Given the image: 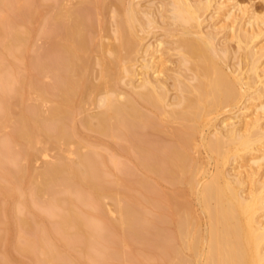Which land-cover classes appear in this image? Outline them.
<instances>
[{
	"label": "bare ground",
	"instance_id": "1",
	"mask_svg": "<svg viewBox=\"0 0 264 264\" xmlns=\"http://www.w3.org/2000/svg\"><path fill=\"white\" fill-rule=\"evenodd\" d=\"M141 3L0 0V248L15 233L40 264L123 247L132 264H264V10ZM253 95L252 118L215 123Z\"/></svg>",
	"mask_w": 264,
	"mask_h": 264
},
{
	"label": "rangeland",
	"instance_id": "2",
	"mask_svg": "<svg viewBox=\"0 0 264 264\" xmlns=\"http://www.w3.org/2000/svg\"><path fill=\"white\" fill-rule=\"evenodd\" d=\"M136 1H140V3H141V5L143 6V5H146L147 3H149L150 2V4H152L153 6L155 5V3L156 2H160V0H136ZM156 1V2H155ZM162 1V0H161ZM163 1H166L167 2V0H163ZM243 8H248V6H250L251 4H252V9L255 11V13L256 14H261L262 12H263V10H264V3L262 2V0H236ZM145 3V4H144ZM165 3V2H164ZM228 3V2H227ZM229 4V3H228ZM207 14V17H209V10L206 12V13H204V15H203V17H205L204 18V22L205 21H207V22H205V23H203L202 25H209L210 23H213V24H215V27H217V28H219L220 30H219V34H220V36L223 34V35H225V33H226V35L229 33L227 30H228V27H229V25L231 24L230 23V20H226V21H223V16H222V14L221 15H219L220 17H218V19H213V20H211V22L210 21H208L207 20V18H206V15ZM239 17H242L243 16V14L242 13H240L239 15H238ZM206 19V20H205ZM210 22V23H209ZM207 23V24H206ZM209 23V24H208ZM203 27L204 29H206L207 27ZM153 30H155V29H153ZM156 30H157V33H160L161 31H159V29L158 28H156ZM155 30V31H156ZM218 34V35H219ZM36 40L34 41V44H35V48L36 47H38V46H40L41 47V45L40 44H42V40H41V38L40 39H38V37H36L35 38ZM228 40V39H227ZM232 41V40H231ZM231 43H233V41L231 42ZM230 43V47H231V50L235 47L234 45L235 44H231ZM253 45L255 46V48L256 49H262V47L264 46V34L263 35H259L258 37H256L255 39H254V41H253ZM233 47V48H232ZM262 51H264V49L262 50ZM242 52V53H241ZM264 53V52H263ZM239 55H240V58H239ZM241 55H243V50L242 49H240L239 50V52H238V54H235V57L236 56H238V59H241L240 60V62L242 61V63L240 64V62L238 63L237 61H236V59L234 60H231L233 63H235V65L234 66H236V65H239L240 67L238 68V66H237V68L236 69H238V71L239 72H243L244 73V77L246 76V74L248 75V74H250L249 72H248V67H247V64H245L246 62L245 61H243V56H241ZM262 58V59H261ZM261 58L259 59V60H261L260 62L262 63H260V62H257V66H258V69H257V71H258V74H257V76H259L258 77V80L260 81L261 80V78H262V80L264 79L263 77H260V75L262 76H264V66H263V61H264V55L262 54L261 55ZM236 63H238V64H236ZM260 65V66H259ZM263 67V68H262ZM237 71V70H236ZM241 72V73H242ZM242 73V74H243ZM249 76V75H248ZM247 78V77H246ZM245 78V79H246ZM257 80V83H255V87H258V86H260L261 85V81L259 82ZM259 82V83H258ZM258 84H260V85H258ZM255 95H253L252 96V98L251 99H249L248 101H245V104H246V106H247V108H243V109H241V106H240V108H239V110L237 109L238 107H239V105L238 104H240V103H237V105H236V107L234 108H230L229 109V111H228V113L226 112V113H224V115L222 114V115H217L216 117H217V120L215 121V123H217V124H219V122H220V120H223V119H225V121L226 122H230V121H227V118L228 117H233V116H240V118L242 119V120H244V118H246L247 120H249V118H252L253 116H254V114H255V111H253L254 110V108L256 107L254 104H256V98L254 97ZM255 99H254V98ZM241 101L243 100V98H241L240 99ZM256 101V102H255ZM254 103V104H253ZM244 104V103H243ZM242 105V104H241ZM225 109V108H224ZM253 115V116H252ZM256 115H259V113L257 112V114ZM260 115H261V112H260ZM218 116H220V117H218ZM222 117V118H221ZM219 118H220V120H219ZM230 120V119H229ZM224 121V122H225ZM224 124V123H223ZM218 126V125H217ZM221 126H223L222 124H221ZM83 140V139H82ZM84 140H86V139H84ZM83 140V141H84ZM70 148H74V145H72ZM84 149V148H83ZM82 149V150H83ZM104 152V151H103ZM52 154H54L53 153V151H48V153H47V155H46V157H44V158H46V159H44V158H42V157H39L37 160H36V164H35V166H39V165H41L42 164V162L44 161V160H51V158H52ZM68 157H71V158H73L74 156H73V154L72 155H68ZM48 158V159H47ZM41 159V160H40ZM120 159H122V158H120ZM38 164V165H37ZM112 192V191H111ZM112 193H114V191L112 192ZM149 197H151L152 198V196H150V195H148ZM16 201H17V199L16 200H13L12 201V203H16ZM104 201H106V202H104V205H105V209H106V211H107V213H108V216L111 218V219H115V217H116V213L114 212V211H112V210H114V208L112 207L113 206V203H112V201H111V203H109L110 202V199H105ZM18 202V201H17ZM33 207H36V205H34L33 204ZM108 208V209H107ZM148 210V209H147ZM96 211V213L97 214H99L97 211H102V210H95ZM95 211H94V213H95ZM148 211H150V210H148ZM114 212V213H113ZM102 213H104V212H102ZM23 213L22 212H20V213H18L17 212V216H19V217H22L23 215H22ZM38 214V213H37ZM101 214V213H100ZM99 214V215H100ZM154 214V212H152V211H150L149 212V214H147V216L148 217H150V216H152ZM104 215V214H103ZM102 215V216H103ZM115 215V216H114ZM28 216V215H27ZM104 216H107V214L106 215H104ZM107 216V218L109 219V217ZM38 217H40V215H38ZM41 217H43V216H41ZM44 218V217H43ZM48 218V217H47ZM47 218H45V219H43V222H45V223H48L47 221H48V219ZM50 219V218H49ZM47 220V221H46ZM52 218L49 220V222L51 221L52 222ZM34 229L35 228H31L29 231H28V235H31V233H29V232H32L33 234H35L36 233V231H34ZM36 230V229H35ZM32 234V235H33ZM114 234V233H113ZM10 238V241H9V245H7V247L4 249V246H3V250H4V253L6 254L5 256L6 257H8V255H9V260H11L12 262V264H40L39 263V258H40V255L38 254V255H36V256H34V255H32V254H29V253H22V252H20L19 251V249L16 247V248H14V246H15V244L17 243L18 245H19V243H18V241L19 242H21V240L20 239H18L17 238V234H15V233H12L11 234V236L9 237ZM15 239H16V241H17V239H18V241L16 242L15 241ZM113 239L114 240H116V242L118 241L117 240V238L115 237H113ZM15 243V244H14ZM16 244V245H17ZM0 248V249H1ZM108 248H109V250L110 251H112V249H114V246L111 244L110 246H108V247H106V250H108ZM9 249V250H8ZM104 249H105V247H104ZM131 249H133L132 247H123V248H121L120 249V251H119V253L121 254H119L118 253V256H117V258H109V257H106V259H104V260H107L106 261V264H108V262L110 263V264H132V262L130 261L131 259H130V256L132 255L133 256V253L131 252L132 250ZM5 250H6V252H5ZM15 250V251H14ZM131 250V251H130ZM8 251V252H7ZM1 252H2V250H1ZM11 252V253H10ZM3 253V254H4ZM73 256L75 255V252L74 251H71L70 252ZM128 257V258H127ZM36 258H38L37 260H36ZM127 258V259H126ZM116 259V260H115ZM103 260V261H104ZM150 263H148L147 262V264H157V262L156 261H153V260H151V261H149ZM90 264H98V263H96V262H93V263H90Z\"/></svg>",
	"mask_w": 264,
	"mask_h": 264
}]
</instances>
